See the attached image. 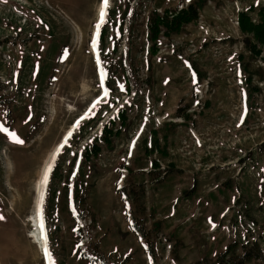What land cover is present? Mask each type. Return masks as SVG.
<instances>
[{
  "label": "rangeland",
  "instance_id": "obj_1",
  "mask_svg": "<svg viewBox=\"0 0 264 264\" xmlns=\"http://www.w3.org/2000/svg\"><path fill=\"white\" fill-rule=\"evenodd\" d=\"M190 5L148 40L150 11ZM101 8L0 0V264H46L38 187L48 264H195L254 242L264 264V0H109L95 50ZM121 107L129 126L88 155Z\"/></svg>",
  "mask_w": 264,
  "mask_h": 264
},
{
  "label": "trees",
  "instance_id": "obj_2",
  "mask_svg": "<svg viewBox=\"0 0 264 264\" xmlns=\"http://www.w3.org/2000/svg\"><path fill=\"white\" fill-rule=\"evenodd\" d=\"M137 12H133L130 14V17L133 18L134 15H136ZM197 17V7H194L193 5H190L188 9L186 10H178L173 12L172 14L169 13V10H164L162 12L158 11L157 9H154L150 11L149 16L147 18V26H148V40L151 42H156L157 39L160 36L161 32L165 33V30L163 31L162 27L166 28V32H179L181 31L182 27L188 23H191L193 19H196ZM241 24L244 28L249 27L246 23V20L244 19V15L241 16ZM122 24V20L120 22V25ZM132 26H129L128 28V35L127 38L132 37L133 35V28ZM255 29V35L257 39L264 43V24L258 25L254 27ZM102 40V36H100V40ZM246 41V40H245ZM248 42V41H247ZM247 46V45H246ZM156 47V46H155ZM249 51H253L254 46H247ZM157 51L154 49V52ZM116 71V70H115ZM109 84H110V78L112 73V66L109 68ZM130 88V83L128 87H126V91L128 92ZM124 107H121L117 110L116 115L111 117L107 123L104 124L103 129L101 131V134L98 135V139L93 142L91 145H95L94 149H89L90 154L97 155L98 152L101 150V145L99 142H105V144L110 145L111 139L113 136L120 134V132L123 129H126L129 126L128 117L125 115ZM121 109V110H120ZM120 121V122H119ZM100 148H99V147ZM260 151L264 155V142L261 143L259 146ZM87 151V152H88ZM250 247H246L245 245L242 248V251L238 254H236L234 251L231 252V247L227 248L224 252L218 254V257L216 260L209 262V261H198L195 264H250L253 262V260L261 258V249L259 248L257 243L250 244ZM253 264V263H252Z\"/></svg>",
  "mask_w": 264,
  "mask_h": 264
},
{
  "label": "bare ground",
  "instance_id": "obj_3",
  "mask_svg": "<svg viewBox=\"0 0 264 264\" xmlns=\"http://www.w3.org/2000/svg\"><path fill=\"white\" fill-rule=\"evenodd\" d=\"M99 23H100V21H99ZM81 120H82V118L77 121L76 125H78ZM72 131L73 130H71L66 135V137H64V140L62 141V143H60L58 145L57 149L60 148L61 145H63L65 143V141L67 140V138L69 136H71ZM56 153H57V151H56ZM55 157H56V155L53 153L52 158L47 163L48 168H49V165H52L53 164V161H54V158ZM41 188L38 187V189H37V191H38V199L36 200V206H35L34 213L31 216V218H30L29 221L32 223L31 226L34 227V229L32 231V236L35 238V243H40V245L42 246L44 244V242H43V229H42L41 216H40V211H41V201H40V197H41V191H42ZM48 263H49V257H48Z\"/></svg>",
  "mask_w": 264,
  "mask_h": 264
},
{
  "label": "snow or ice",
  "instance_id": "obj_4",
  "mask_svg": "<svg viewBox=\"0 0 264 264\" xmlns=\"http://www.w3.org/2000/svg\"><path fill=\"white\" fill-rule=\"evenodd\" d=\"M109 6V0H102V8L100 10V23L96 25L97 28V35L99 34V28L106 23V17H107V9ZM100 74H101V79H103L106 75V73L104 72V69L101 67L100 69ZM122 87V86H121ZM105 95H107V91H105ZM93 107H95V105H93ZM14 142L16 143H23V140H21L18 136H16L15 133H12ZM67 143V141H65V144ZM63 145H61L60 148L57 149V154H59V152L62 150ZM55 160V158H54ZM54 166V161H53V165H49L48 170H46L45 172V176H44V185L46 186L47 184V179H48V174L51 171V168ZM42 215V214H41ZM0 219H4V217L0 216ZM46 239V236H45Z\"/></svg>",
  "mask_w": 264,
  "mask_h": 264
}]
</instances>
